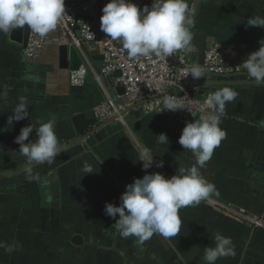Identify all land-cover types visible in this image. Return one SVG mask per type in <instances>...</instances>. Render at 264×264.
<instances>
[{
    "label": "crops",
    "instance_id": "1",
    "mask_svg": "<svg viewBox=\"0 0 264 264\" xmlns=\"http://www.w3.org/2000/svg\"><path fill=\"white\" fill-rule=\"evenodd\" d=\"M192 6H195L191 10L193 39L191 50H186L192 61H201L212 44H218L224 58L232 62H243L260 47L258 41L264 38V28L247 23L264 19V0H194ZM9 34L0 32V93L7 92L6 98L0 97V171L30 162L15 143L22 127L30 123L39 127L38 122H48L54 117L55 133L62 145L84 134V129L97 125L94 114L97 104L110 97L118 106L125 107L120 97L123 92L115 86V74L99 80L89 72L83 85L70 84L71 70L59 67V45L70 46V43L61 39L63 35L58 28L48 33L50 43L33 59L24 57L23 47L12 41ZM86 53L91 66L99 69L101 51L89 48ZM237 81L240 82H221L210 75L199 81L201 92L207 91L205 94L230 86L237 96L226 102L221 116L220 127L226 132L225 138L200 169L213 191L198 205L179 210L184 213L179 215L181 226L177 236L165 238L155 234L144 242L141 251L135 243L136 237L121 238L115 219L104 212L107 201H103V194L113 199L108 203L119 206L125 186L145 175L138 160L144 149L151 150L154 156L147 172H160L166 178L174 175L180 166L196 164L192 152L183 149L178 140L186 122L199 117L187 113L170 121L165 115L146 112L138 105L60 151L53 163H37L16 174L0 176V242L13 249L8 252L0 248V264H34L29 260L30 254L38 253V246L30 249V234L37 241L43 235L45 244L49 243V247L41 246L45 253H54V247L62 248V256L69 264L87 257L91 264H100L94 258L101 264H206L204 251L215 247L216 233L232 239L235 256L221 257L215 264H264V228L254 229L246 219L232 217L217 206L231 205L233 210L260 214L264 221V82L242 77ZM22 96L27 98L29 117L13 121L14 109ZM159 134H166L168 140L160 142ZM36 139L33 130L29 140ZM15 161L24 163L12 166ZM161 162L163 166L158 167ZM85 168H91L93 173L87 174ZM30 204L41 211L48 210L47 220L43 218L48 227L39 235L30 233L27 219L18 217L28 212ZM73 210L95 215L96 238L89 241L82 230L68 231L63 242L64 238L52 225L60 230L82 229L71 221ZM109 223L114 225L111 232ZM49 230L58 237H53ZM118 233L121 244L117 241ZM75 234L84 237L82 245L71 242ZM110 235L111 241H104ZM61 253H56L60 264ZM66 261L63 260L64 264Z\"/></svg>",
    "mask_w": 264,
    "mask_h": 264
},
{
    "label": "clouds",
    "instance_id": "2",
    "mask_svg": "<svg viewBox=\"0 0 264 264\" xmlns=\"http://www.w3.org/2000/svg\"><path fill=\"white\" fill-rule=\"evenodd\" d=\"M102 13L100 30L109 39L119 40L129 58L155 56L163 59L182 49L191 50L193 35L190 27L193 21L186 0H152L151 6L145 5L142 9L131 0H109ZM65 15V0H0V32L7 34L27 25L40 37H46L57 28ZM247 25L264 28V19L250 20ZM258 43L260 47L247 56L243 68L256 83H261L264 82V38ZM189 73L195 79L204 77V71L199 66L188 69L187 75ZM6 96L7 92L0 93V97ZM236 96L237 93L230 86L215 90L206 100L214 111L186 122L178 143L192 152L195 165L180 166L174 175L166 178L160 172H147L154 161L151 150L144 149L140 153L138 160L142 162L145 175L134 178L132 183L125 186L119 206L108 202L105 204V215L115 219L121 238L136 237L135 243L143 251L144 242L154 234L165 238L177 236L181 226L179 210L198 205L209 197L213 188L200 169L226 136L220 127V117L226 102H231ZM181 109L192 114L185 105L176 102V97H166L161 111ZM14 114L13 121L29 117L26 97L19 98ZM38 123L39 127L31 123L22 127L15 143L20 145L19 152L28 160L51 164L60 154L55 118ZM33 130L37 134L34 142L29 140ZM158 138L160 142L168 140L166 134H159ZM157 166L162 167V162ZM84 171L93 173L91 168ZM214 241L215 247H208L204 251L206 264H215L221 257L235 256V246L230 237L216 233ZM0 248L8 252L13 250L2 242Z\"/></svg>",
    "mask_w": 264,
    "mask_h": 264
},
{
    "label": "built area",
    "instance_id": "3",
    "mask_svg": "<svg viewBox=\"0 0 264 264\" xmlns=\"http://www.w3.org/2000/svg\"><path fill=\"white\" fill-rule=\"evenodd\" d=\"M109 0H65L66 15L58 22L57 28L61 31L63 41L77 48L83 58V62L77 70L70 71V84L72 86L83 85L89 72L102 80V77H112L116 70L120 76L114 78L115 86L123 87L124 92L120 97L125 102V107L144 101L140 106L146 112H157L168 117L170 121L190 113L185 109L171 111L163 110L166 97H176V102L185 105L189 111L198 117L212 113L214 110L206 104L207 98L212 93L201 95L199 93V79H195L188 73V69L199 66L204 75L224 77V80L251 77L243 68V62H232L224 58L218 44L210 45L204 52L199 62L192 61L186 49L179 50L167 58L138 57L129 58L119 40L113 41L106 37L100 30V17L102 8ZM139 8L145 5L151 6L152 0H131ZM190 8V18L192 15ZM51 37H40L30 31L27 45L23 47V55L28 59L37 58ZM99 49L102 55V64L99 69H94L88 61L86 50ZM113 100H106L94 107V114L98 121H103L123 108ZM221 119V117H220ZM220 209L231 213L237 219H246L263 225V219L252 218L245 214L244 209L233 210L231 205H217Z\"/></svg>",
    "mask_w": 264,
    "mask_h": 264
},
{
    "label": "rangeland",
    "instance_id": "4",
    "mask_svg": "<svg viewBox=\"0 0 264 264\" xmlns=\"http://www.w3.org/2000/svg\"><path fill=\"white\" fill-rule=\"evenodd\" d=\"M255 1L257 2V0H255ZM250 12L251 13H255L254 11H250ZM263 13H264V10H263ZM109 99L110 100H113L110 97L108 98V100ZM23 163H24L23 161H19V162H16L15 161V162L11 163V165L12 166H15V165H18V164H23ZM102 196H103V201H107V202L113 201V199H111V198L109 199L108 197H104V196H108V195H104L103 194ZM35 207H36L35 205L30 204V208L28 209V212H26L25 214H22V215L19 214L18 217H22L23 219H27L29 221V224H30V233L35 232L37 235H39L44 229H47V227H48L47 224L45 225L43 223V221H44L43 218H46V216H47V215H45L46 214L45 212L48 211V210H45L44 211V209H43L41 211L40 208H37L36 207L37 208L36 209ZM73 212H72L71 221H73V222L76 223V227L78 226V227H81L82 229L69 228V230H68L67 228L66 229L61 228L62 230H60L58 228V226H53V225H52V228H56L55 231L57 233H59V235L61 234L60 235L61 238L62 237L63 238L68 237V233L69 232L72 233L74 231L77 232V231H81V230L84 232V234L86 235V237L88 238L89 241L92 238H96L98 236V232L95 231V229H94L95 226L93 224V221L94 220H97V218L95 217V215H91L90 213H87V212H84V211H81V210H73ZM20 213H22V212H20ZM183 213H184V211H179V215L180 216H182ZM75 214H77L78 217H76ZM226 214L232 216V214L229 213V212L228 213L226 212ZM245 214L248 215V216H250V217H252V218H260V219H263L262 215L249 213L247 210L245 211ZM46 220H47V218H46ZM46 220H45V222H46ZM245 221H247V220H245ZM84 222H86L87 224H85ZM247 222L250 223L251 227L254 228V229L264 228V224L263 225H258V224H256L255 222H252V221H247ZM43 224H44V226H43ZM109 229H110L109 232H111L112 229H114V225L111 224V223H109ZM53 230H49V231L52 232L51 234L54 237L55 235H58V234H56V232L53 231ZM42 236L43 235L41 234L39 240L37 241V237H34L33 234H30V236H29V240H30L29 241V246L31 247L30 249H33V248L36 249V247L38 246V253L33 254V255L30 254V259L29 260L32 261L34 264H52V260H54L55 257L57 259L56 253L58 254L60 251H62L61 256L59 258V261L62 260V263L64 264L63 260L66 261V259H64V257L62 256L63 255L62 248L57 249L56 247H54L53 251H55V252L54 253L53 252L50 253L49 254V258H43L41 256V254L42 255H45L46 253H48V252L45 253L44 250L43 251L41 250V246L46 243V240L44 241L43 238H42ZM118 236H119V233L117 234V241H118V244H121V242L118 239ZM55 237H58V236H55ZM49 239H52V237H48V240ZM111 239H112V237L110 235V236H108V240L105 239L104 241H111ZM48 240H47V242H48ZM69 244H70V242L68 241V243L66 245L68 246ZM45 245H47V247H49V243L48 244H45ZM88 258L89 257H87V259H84V258L83 259H78L77 258V260H78L77 261L78 262L77 264H91L92 262ZM94 259L97 261V263H100L101 264L100 260H98L97 258H94ZM66 264H69V263L66 261Z\"/></svg>",
    "mask_w": 264,
    "mask_h": 264
},
{
    "label": "water",
    "instance_id": "5",
    "mask_svg": "<svg viewBox=\"0 0 264 264\" xmlns=\"http://www.w3.org/2000/svg\"><path fill=\"white\" fill-rule=\"evenodd\" d=\"M194 0H186L187 6H188V11H190L191 5ZM195 9V6H193V11ZM191 19V18H190ZM30 29L28 28L27 25L21 27V28H16L10 31V39L18 44H20L22 47H25L27 45L29 35H30ZM83 62V58L80 55L79 51L77 48L73 45H68L67 43H63L59 45V67L61 69H69V70H77L80 65ZM116 76H120L121 72L119 70H116L114 72ZM222 82L226 83H238L240 81L230 79V80H225ZM250 82V81H249ZM118 90H121L124 92L123 87H118ZM144 101H138L136 103H132L125 108H123L119 113L114 114L113 116L101 121L99 124L94 126L90 131L87 133H84L62 145H60V151L70 147L71 145H74L82 140H84L87 136H89L91 133H94L101 127L107 125L108 123L118 119L120 116H123L126 112H128L130 109H133L137 107L138 105H141ZM167 118V116H166ZM37 164V162L31 161L25 165H22L18 168H13V169H8V170H3L0 171V176H7V175H13L18 172H21L32 165ZM71 242L76 245H82L84 243V237L81 234H75L71 237Z\"/></svg>",
    "mask_w": 264,
    "mask_h": 264
},
{
    "label": "trees",
    "instance_id": "6",
    "mask_svg": "<svg viewBox=\"0 0 264 264\" xmlns=\"http://www.w3.org/2000/svg\"><path fill=\"white\" fill-rule=\"evenodd\" d=\"M210 76H212V77H214V78H216L217 80H221V82L222 81H225L224 80V77H221V76H214V75H210ZM207 91H205V89L201 92V90L199 91V93L201 94V95H204L205 93H206ZM100 123V121H98L97 122V124H99ZM91 130V128H87V129H84L83 131H82V133H87L88 131H90ZM31 162V161H30ZM27 163H29V162H27ZM27 163H25V164H27ZM24 164V165H25ZM22 166V165H21ZM63 238V237H62ZM61 238V239H62ZM65 239L66 238H64L63 239V242H65ZM44 256V258H49V254L48 253H46L45 255H43ZM53 262H54V264H58L59 262H57L58 260L56 259V257H55V259L54 260H52ZM60 264V263H59ZM63 264V263H62Z\"/></svg>",
    "mask_w": 264,
    "mask_h": 264
}]
</instances>
